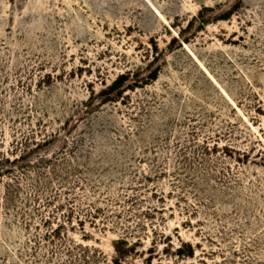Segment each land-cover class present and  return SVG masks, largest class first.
Here are the masks:
<instances>
[{"label": "rangeland", "instance_id": "374dc122", "mask_svg": "<svg viewBox=\"0 0 264 264\" xmlns=\"http://www.w3.org/2000/svg\"><path fill=\"white\" fill-rule=\"evenodd\" d=\"M0 264H264V0H0Z\"/></svg>", "mask_w": 264, "mask_h": 264}]
</instances>
